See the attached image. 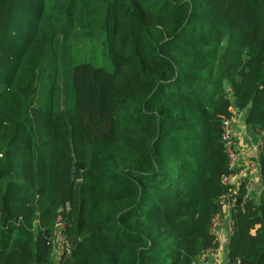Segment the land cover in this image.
I'll return each instance as SVG.
<instances>
[{
  "label": "trees",
  "instance_id": "16d2710c",
  "mask_svg": "<svg viewBox=\"0 0 264 264\" xmlns=\"http://www.w3.org/2000/svg\"><path fill=\"white\" fill-rule=\"evenodd\" d=\"M98 29L111 71L67 55ZM234 99L263 131L264 0H0V264H193L217 249ZM258 166L227 264H264V134Z\"/></svg>",
  "mask_w": 264,
  "mask_h": 264
},
{
  "label": "built area",
  "instance_id": "2783aa9c",
  "mask_svg": "<svg viewBox=\"0 0 264 264\" xmlns=\"http://www.w3.org/2000/svg\"><path fill=\"white\" fill-rule=\"evenodd\" d=\"M234 107V106H233ZM231 109L233 115L225 118L222 122V134H221V141L224 145V150L227 154V167L229 170V174L223 176L221 178V183L224 185H235V188L231 190L229 195L222 194L220 196V201L223 206L232 199L238 193V187L243 186V189L246 193H249L254 188V173L256 170L255 165L250 161L245 163L242 153L238 146L234 141V130L233 126V116L235 108ZM260 142V139H259ZM260 147V143H259ZM220 222V215H216L212 220V231L219 226ZM56 231H57V245L55 246V258L58 256V252L61 247H65L68 251V242L65 238L59 236V231L63 228V222L60 216H58L56 224ZM218 243V239L216 238ZM217 249H209L202 253L201 257H205L206 259L209 258L211 260V264H227V261L224 262L219 259L217 255ZM200 257V258H201ZM196 264V261L193 263Z\"/></svg>",
  "mask_w": 264,
  "mask_h": 264
},
{
  "label": "crops",
  "instance_id": "0c3cea01",
  "mask_svg": "<svg viewBox=\"0 0 264 264\" xmlns=\"http://www.w3.org/2000/svg\"><path fill=\"white\" fill-rule=\"evenodd\" d=\"M245 112L234 113L233 116V130H234V141L240 149L244 162H252L255 167L254 173V188L251 192H254L260 187L258 185L259 179V166H258V151H259V139L260 135L264 134V130L261 132H254L250 130L244 123ZM259 134V135H258ZM237 202L236 195L230 199L222 208L220 214L219 226L214 229L213 234L218 239L217 255L223 262L226 260L227 244L229 237L232 232V221H231V209L232 205ZM196 264H211L209 258L201 257L196 259Z\"/></svg>",
  "mask_w": 264,
  "mask_h": 264
},
{
  "label": "rangeland",
  "instance_id": "374dc122",
  "mask_svg": "<svg viewBox=\"0 0 264 264\" xmlns=\"http://www.w3.org/2000/svg\"><path fill=\"white\" fill-rule=\"evenodd\" d=\"M67 55L72 57L73 64L77 62H88L108 71H111L112 69L110 59L107 55L104 33L100 29H98V32L92 38H81L72 41L70 43V52ZM45 63L46 61L44 64ZM66 64L67 63L62 60V66L64 69L66 68ZM46 82V79H43L40 81V85H44ZM64 89V79L61 76L58 90V93L61 96L64 94Z\"/></svg>",
  "mask_w": 264,
  "mask_h": 264
},
{
  "label": "water",
  "instance_id": "95a60500",
  "mask_svg": "<svg viewBox=\"0 0 264 264\" xmlns=\"http://www.w3.org/2000/svg\"><path fill=\"white\" fill-rule=\"evenodd\" d=\"M233 106H234V108L237 106V99H234V101H233ZM258 170H259V169H258ZM74 174H75V176H76L77 178H79V171H78V169H75ZM258 185H260V181L258 182ZM210 261H211V260H210Z\"/></svg>",
  "mask_w": 264,
  "mask_h": 264
}]
</instances>
